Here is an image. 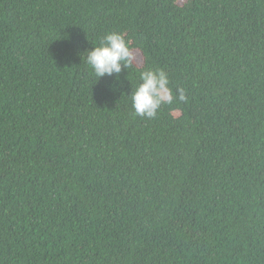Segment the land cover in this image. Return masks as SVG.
Here are the masks:
<instances>
[{
  "label": "trees",
  "instance_id": "16d2710c",
  "mask_svg": "<svg viewBox=\"0 0 264 264\" xmlns=\"http://www.w3.org/2000/svg\"><path fill=\"white\" fill-rule=\"evenodd\" d=\"M0 264H264V0H0Z\"/></svg>",
  "mask_w": 264,
  "mask_h": 264
},
{
  "label": "clouds",
  "instance_id": "9594fccd",
  "mask_svg": "<svg viewBox=\"0 0 264 264\" xmlns=\"http://www.w3.org/2000/svg\"><path fill=\"white\" fill-rule=\"evenodd\" d=\"M85 62L90 67L98 81L116 74V79L122 70L130 67L134 57L124 35L113 31L104 35L99 46L85 50ZM140 83L130 93L132 108L138 116L153 118L163 104L173 103L176 97L169 87L167 73L163 69L149 68L140 74ZM119 82V79H117ZM180 101L187 97L183 89H178Z\"/></svg>",
  "mask_w": 264,
  "mask_h": 264
},
{
  "label": "rangeland",
  "instance_id": "374dc122",
  "mask_svg": "<svg viewBox=\"0 0 264 264\" xmlns=\"http://www.w3.org/2000/svg\"><path fill=\"white\" fill-rule=\"evenodd\" d=\"M183 1H184V0H179V3H183ZM140 62H142V61H140Z\"/></svg>",
  "mask_w": 264,
  "mask_h": 264
}]
</instances>
